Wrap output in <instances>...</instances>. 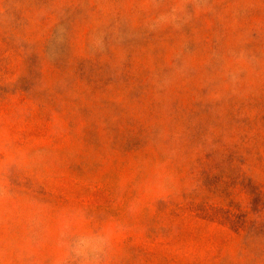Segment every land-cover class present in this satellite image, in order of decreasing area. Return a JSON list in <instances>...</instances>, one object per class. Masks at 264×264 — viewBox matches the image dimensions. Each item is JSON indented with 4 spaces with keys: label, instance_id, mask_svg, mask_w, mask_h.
Here are the masks:
<instances>
[{
    "label": "rangeland",
    "instance_id": "obj_1",
    "mask_svg": "<svg viewBox=\"0 0 264 264\" xmlns=\"http://www.w3.org/2000/svg\"><path fill=\"white\" fill-rule=\"evenodd\" d=\"M0 264H264V0H0Z\"/></svg>",
    "mask_w": 264,
    "mask_h": 264
}]
</instances>
